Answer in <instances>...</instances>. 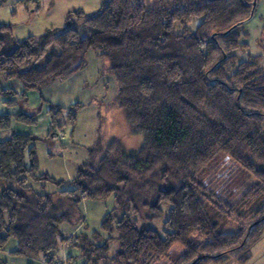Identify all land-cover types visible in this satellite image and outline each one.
<instances>
[{
	"label": "trees",
	"instance_id": "16d2710c",
	"mask_svg": "<svg viewBox=\"0 0 264 264\" xmlns=\"http://www.w3.org/2000/svg\"><path fill=\"white\" fill-rule=\"evenodd\" d=\"M70 13L74 17L83 14L84 25L67 14L62 30L48 29L39 37L30 35L14 41L11 50L5 49L4 36L11 35V26L0 24V78L16 79L21 86L16 90L3 87L0 82L2 103L8 108H19L14 113H0V130L15 123L35 124L40 107L24 110L28 93L36 91L40 94L43 88L37 82L50 71L57 76L70 75L76 68L84 67L85 56L77 53L96 46L100 48V56L110 60L108 70L121 82L122 103L132 108L130 113L125 112L126 119L140 121L137 128L147 131L146 143L130 151L117 148L116 156L105 151L96 163L85 161L77 167L78 175L69 182V188L58 189L59 193L69 195L57 197L54 192H39L28 182L31 176L32 182L50 181L57 188L65 184L64 180L45 172L36 174L39 164L34 142L45 137L12 132L0 140V246L15 237L20 246L12 250V255L26 256L25 248L32 252L39 249L45 255L46 264H51L53 253L48 249L56 245V236L64 242L73 239V235L66 236L62 232L61 225L74 227L83 221L80 204L84 198L115 193L120 210L113 208L100 221V227L109 232L113 221L121 230L122 243L113 260L131 257L144 245L166 246L167 237L180 236L189 226L199 224L200 231L206 236L205 243L196 247L189 239L183 240L182 264L222 261L227 254L222 251L225 248L228 252L244 251L238 261L245 263L250 258V248L264 234V206L244 232L242 229L219 232L208 214L207 204L219 215L232 216V207L210 195L201 182L206 168L216 161L212 159L216 152L226 149L239 160L243 166L239 172L253 181V189L264 194V73L255 60H241L235 53L248 45L237 32L240 25L228 26L230 19H235L236 10L229 0H152L151 3L102 0L101 9L90 15L82 11ZM193 13H203L195 29L189 28L185 19ZM177 19L183 25L179 31L174 27ZM136 20L140 21L139 25L133 23ZM96 24L100 27H88ZM122 25L125 26L122 32L105 31V28ZM210 26L219 30L209 31ZM73 35L78 39H70ZM52 40L61 47L48 48ZM201 43L207 48L200 50ZM63 45L76 51L69 53ZM46 49L47 54L40 60L43 61L41 67H36L35 61L27 60L28 57L39 58ZM213 53L219 55L205 73L203 65L210 62ZM72 60L74 63H68ZM173 75H179L180 79L170 80ZM140 86L155 88L150 103L145 104L136 95ZM42 100L40 95V102ZM47 110L53 113L51 127L54 123L57 129L61 128L64 122L55 119L61 106L49 103ZM69 115L75 118V110L71 109ZM130 130L136 134L131 127ZM116 141L112 138L109 148ZM149 146L166 153L179 149L171 153L170 159L181 170L189 164L193 169L200 168L199 174L189 171L180 177L177 172L174 180H144L142 174L155 163ZM25 149L31 157L28 162L24 161ZM168 171L165 165L160 175L165 176ZM133 172L141 178L136 179ZM113 176L118 182H113ZM120 182L129 186L122 187ZM41 184L43 188L45 183ZM164 199L171 201L164 223L172 221L175 224L174 229L165 230L167 237L148 225L162 210ZM185 204L193 213L187 220L178 215L179 208ZM133 211L141 213L139 218L144 223L137 226L138 218L130 214ZM257 223H261L258 224L260 229L252 231ZM92 232L97 238L95 243L87 232L75 236L81 241L78 247L87 257L82 264H88L89 259L92 264H100L109 249L111 236L101 240L99 229ZM0 264L7 263L0 260Z\"/></svg>",
	"mask_w": 264,
	"mask_h": 264
},
{
	"label": "clouds",
	"instance_id": "9594fccd",
	"mask_svg": "<svg viewBox=\"0 0 264 264\" xmlns=\"http://www.w3.org/2000/svg\"><path fill=\"white\" fill-rule=\"evenodd\" d=\"M152 0H145V3H151ZM102 0H0V20L12 21L16 25L14 34L24 36L29 31L36 33L38 37L43 31L44 27H59L62 25L65 15L68 14L69 18L77 19L82 25H84V17L81 14L79 17H74L69 12L70 9H83L84 13L93 12L101 9ZM229 4L236 10L235 19H230L229 27L234 24L240 25L241 28H246L250 33V36L245 37L244 33H241V38L250 40V47L247 50H239L240 55H246L247 51H251L253 54L261 53L264 57V47L257 46V41L260 40L264 43V0H229ZM37 5L40 7L37 8ZM247 5V8L244 6ZM13 9L15 14L13 15ZM193 13L188 17H185L190 28L195 29L196 24L200 20V16ZM133 23L139 25L140 21L136 20ZM88 27H100L99 24L88 25ZM124 25L120 28H105L106 32L116 34L124 31ZM174 27H183L180 25L179 19L175 21ZM209 31H218L216 27L210 26ZM72 40L78 39L75 35L70 37ZM55 45L57 48L61 45L52 40L48 44V48ZM67 48L69 53H73L76 50L63 45ZM207 48V45L201 43L199 45L200 50ZM47 54V49L42 53L39 58L28 57V61H35L39 63L44 59ZM83 54L86 59L84 67L76 68L71 71V74H63L57 76L55 72H48L47 75L42 77L37 83L44 89V95L54 105H60L61 110L55 119L63 121V126L56 129L60 132L61 136L56 140V147L54 151L56 156L52 159L47 157L44 146L39 147L41 166L37 169L36 174L44 168H49L55 176L63 178L65 182L73 181V178L78 175L76 169L78 166L84 165L85 161L89 163L99 162L100 157L105 151H109L110 155H118L117 148L124 151L131 149H139L142 143H146L145 136L148 134L146 130H140L137 125L140 124L139 120L131 119L125 120L124 114L126 111L129 113L132 108L127 103H122L123 97L120 93L121 82L117 80L116 75L108 70L110 60L107 56H100V48L93 46L92 48L81 49L77 55ZM218 53H213L210 62L203 65L202 70L207 73L215 63ZM261 64L264 65V58L261 59ZM68 63H74V60L68 61ZM230 70V69H229ZM179 75H173L170 80H179ZM155 94V88L140 86L136 92V95L142 99L145 104L150 103L151 98ZM40 103H43L42 101ZM3 105H0L2 107ZM35 107L36 104L31 105ZM47 104L44 105L45 110L40 114V128L37 132L38 135L47 138L46 130L49 123L53 120V113L47 110ZM74 109L76 112L75 118H70V110ZM52 127L56 126L53 123ZM135 130L136 134H129V128ZM75 128V134L72 137L65 136V133ZM112 137H116L117 141L112 148H109V144ZM60 139L67 140V144L64 148L60 147ZM92 149L93 151H89ZM151 151L155 156V163L151 166L150 170L143 173V179H153L157 182H164L168 180H174L177 178L176 173H179L180 177H184L189 171L200 172V168L193 169L189 164L182 170L173 159H170L172 152H178L179 149L170 150L168 153L151 148ZM63 152L64 155L60 156ZM218 158V160H217ZM31 159L27 149L24 152V161L28 162ZM217 160L219 167L224 171H231L233 173H239V170L243 167L239 160L235 159L230 150L220 149L216 152L212 158ZM167 165L169 168L168 174L161 176V170ZM127 170V169H124ZM155 174V175H154ZM136 179H140L135 172L132 173ZM2 179V177H0ZM113 182L116 181L115 177L112 178ZM33 183V187L40 189V183H45L49 191L54 192L57 197L61 195H69L68 193H59L57 187L50 181L32 182L31 176L29 181ZM122 187L127 188L129 185L126 182H120ZM79 194V193H75ZM115 193L100 196L96 198L85 197L81 207L88 212L89 220L87 222H80L77 226L71 227L67 224L61 225L66 234H73V239L64 242L56 236V245L50 249L49 252L53 253V259L51 264H82V261L87 259L84 253L81 252L78 245L80 240L75 239L76 235H80L87 232L89 238L95 243L96 237L93 235L92 229H99L101 236L99 239H108L111 236L110 248L105 254V259L100 260V264H182V253L185 249L183 240L191 238L193 242L204 241L206 239L205 234L200 231L199 224L189 226L187 230L180 236L167 237L166 229H174L175 224L172 221L164 223L165 216L169 214V207L171 201L164 199L161 201L162 210L156 213V219L152 221L160 229V234L167 237L166 246L161 248L150 247L144 245L140 252L127 257L120 261L113 260L116 249L121 246V230L119 225L113 221L112 231L101 228L99 225V219L105 211H110L115 208L119 211V205L115 199ZM149 211V209H144ZM133 216H136L137 226L144 223L139 217L141 213L131 212ZM178 215L185 220L193 215L192 211L185 204L179 208ZM87 223V227H86ZM16 238L14 237L9 241L7 245L0 246V260L4 257H8L10 264H24L27 256H31L36 264H46L45 255L37 249L35 252L29 251L25 248L26 256H10L9 249L12 247H19ZM31 246V242H29ZM222 251L228 252L229 249L225 248ZM256 257L260 256L259 247L254 249ZM71 252V256L69 253ZM88 264H92L89 259ZM231 264H236L235 255H232ZM260 264H264V258H261Z\"/></svg>",
	"mask_w": 264,
	"mask_h": 264
},
{
	"label": "rangeland",
	"instance_id": "374dc122",
	"mask_svg": "<svg viewBox=\"0 0 264 264\" xmlns=\"http://www.w3.org/2000/svg\"><path fill=\"white\" fill-rule=\"evenodd\" d=\"M142 1L145 2V0H142ZM39 7L40 6L37 5V8H39ZM70 11H82V12H84V10L82 8L81 9H70L69 12ZM96 11L87 12L84 14L90 15ZM12 14L13 15L15 14L14 9H13ZM66 16H67V14L65 15V18H66ZM65 18L63 20L62 25H60L59 27H55V28L44 27L43 31L40 33L39 36L44 34V32L48 29L62 30L65 27ZM0 24H7V25L11 26V35H4L6 38V47H5L6 50H11L13 48L14 41L23 40L30 35L37 37L36 33L33 31H29L27 33V35H24V36L14 34V29H15L16 25H14V23L12 21L0 20ZM188 27L190 28V26H188ZM179 30H180V27H177V31H179ZM237 32L239 34H241L243 32L244 35L250 36V33L248 32V30L246 28L239 27L237 29ZM243 40L245 42H247L248 45L246 48H244L242 50L249 49L250 40L249 39H243ZM257 46L264 47V43H261V41L258 40ZM235 53L238 54V56L241 60H247V61L255 60L258 63V67L264 73V65H262L260 62L261 59L264 57H262L261 53L253 54L251 51H247L246 55H240L238 50ZM42 63H43V61L42 62L40 61V63L36 62V63H34V65L36 67H41L43 65ZM0 79H1L0 82L3 85V87H8V86L9 87H14V86L16 87V85H13V84H15V83L20 84L19 81H17L16 79H7V78H0ZM2 99L3 98L0 97V105H3ZM3 106L1 108L5 107V106L4 107ZM27 111H29V110H27ZM124 118H125V120H127L125 117V114H124ZM39 122H38V126H40ZM21 124H23V123H15L10 128L0 130V140L9 137V135L12 132H17L19 126H22V128H24V129L29 128V126H30L27 124H24V125H21ZM129 134L133 135L131 133L130 128H129ZM65 135L68 137V135H69L68 132H66ZM51 138H50L51 141L55 144L54 148L52 145H50V144L45 145L44 143L39 144L37 147L38 158H39L38 164L40 166H41V161H40L39 147L41 145H43L45 152H47L48 149L54 150L56 147V140L58 137H51ZM66 141L67 140H65V139H60V147H61V144L63 142H66ZM131 150H134V149H131ZM128 151H130V150H128ZM50 158H52V157H50ZM217 160L215 162H213L209 167L206 168L203 175L201 176V182L205 186L206 190L208 192H210V195L216 196L223 204H226L227 206L232 207L233 215L232 216H228L225 214L219 215L218 213L215 212L214 209H212L213 207H211L210 205L207 204L208 214L211 217L212 221H214L217 224L219 232H238L241 229L244 232L248 228V223L253 221V219H255V217L258 216L257 212L261 208H263V206H264V194H262L259 189H253V187H252L253 181L248 179V177H246L245 173L240 171L237 174V173H233L231 171L221 170L219 167V164L217 163ZM44 169L46 171L50 172L51 174H54L49 168H44ZM42 191L50 192L47 189V187L44 188ZM105 212H109V211H105ZM115 215H117L116 212H115ZM84 216H85L86 221H88L89 215H88L87 211L84 212ZM166 218H167V215L165 216V220H166ZM99 221H100V219H99ZM258 224H261V223H257L255 226H253L252 231L257 232L260 229V225H258ZM148 225L150 227L156 229L160 233V229L157 228L155 223L150 221L148 223ZM94 229H96V228H94ZM10 240H12V238H10L9 241ZM9 241L7 242V244L9 243ZM189 242H191L192 245L198 247L199 245L201 246L203 243H205V240L193 242L192 239L189 238ZM258 247H259V251H260V256L256 257V259H253V257L256 256V252L254 251V249H257ZM109 248H110V243H109ZM250 249H251L250 250V258L245 263H241L238 261L239 255L243 254L244 251H241V252L230 251V252H227L226 257H224V259L222 261L220 260L219 262H209L208 264H231L232 255H235L236 264H260L261 258H264V234L261 236V238L255 244H253V246ZM184 252H185V249L182 253V256H183ZM69 255H71V252L69 253ZM10 256H14V255L10 254ZM4 259H6L7 264H10L8 257H4ZM24 264H36V262L32 257H27L25 259Z\"/></svg>",
	"mask_w": 264,
	"mask_h": 264
},
{
	"label": "crops",
	"instance_id": "0c3cea01",
	"mask_svg": "<svg viewBox=\"0 0 264 264\" xmlns=\"http://www.w3.org/2000/svg\"><path fill=\"white\" fill-rule=\"evenodd\" d=\"M13 85H16V87L14 86V88H15L16 90H20V89H21L20 84L15 83V84H13ZM40 95H41V97H42V99H43V100H42L43 103H40ZM27 99H28L27 107H25L24 110H27V109L30 110L31 108H37V107H40V112L36 115V123H35V124H31V125L29 126V128H25V129L22 128V126H19L17 132H21V133H31V134H34V135H37V136H41V135H38V134H37V132L39 131V128H40V126H38V122L40 121V114H41V112H43V111L45 110L44 105L47 104V106H48V104L51 103V102H50V101L48 100V98L44 95V89L41 90L40 94H39L38 92H36V91H31V92H29L28 95H27ZM33 103L36 104L35 107H32V106H31ZM51 104H52V103H51ZM3 105H4V104H3ZM4 106H5V105H4ZM4 106H3V107H4ZM20 109H21V108H20ZM17 110H19L18 107H14V108H8L7 106H5L4 108H1V107H0V113L6 112V111H9V112H11V113H14V112H16ZM21 125H24V124H21ZM56 129H57V128L52 129V127H51V123H49V126H48V128H47V130H46L47 138L34 142V146H35V149H36V152H37V159H38V162H39L38 151H37V147H38V145H39V144H42V143H44L45 145L50 144V145H52L53 148H54L55 144L51 141V139H52L51 137H58V138H59V137L61 136V134H59L60 132L57 131ZM49 134H50V135H49ZM68 134H69V135H68L69 138L72 137V136L75 134V128L69 130V131H68ZM65 136H66V135H65ZM41 137H44V136H41ZM50 138H51V139H50ZM112 138L117 139V138H115V137H112ZM61 142H62V141H61ZM66 144H67V141H66V142H63V143L61 144V148H64V147L66 146ZM46 154H47V157H48L49 159H52V158H54V157L56 156V152H55L54 150H51V149H48V151L46 152ZM63 155H64V153L61 152V153H60V156H63ZM50 157H52V158H50ZM39 168H40V165H39ZM39 172H45V173L49 174L50 176L54 177L55 179H62V180H63L62 177H61V178H58V177L55 176L54 174H51L50 172L46 171L45 169H43V170H41V171H39ZM41 187H42V184L40 183V189H39V190L36 189L35 187H34V188H35L36 190H38L39 192H42V190H43L44 188H46L47 185L45 184L43 188H41ZM64 188H69V182H65V184H64L61 188H57V189H64ZM50 192H52V191H50ZM82 202H83V201H82ZM82 202H81V204H82ZM81 204H80V210L82 211L83 216H84L85 209H84L83 207H81ZM105 213H107V212H105ZM105 213H104V214H105ZM104 214H103V215H104ZM103 215L101 216L100 221H101ZM100 221H99V225H100ZM81 222H87L86 219H85V216H84L83 221H81ZM79 223H80V222H79ZM79 223H78V224H79ZM78 224H77V225H78ZM77 225H76V226H77ZM87 226H88V225H87V223H86V227H87ZM71 227H73V226H71ZM74 227H75V226H74ZM61 229H62V232H63L66 236L73 235V234H71V233L66 234V233H65V230H63L62 227H61ZM93 230H98V229H97V228H96V229L93 228L92 231H93ZM14 248H15V247H12V248L9 250V253H10V254H11V252H12V250H13ZM70 256H71V255H70ZM3 260L6 261V259H4V258H3ZM1 261H2V260H1ZM6 263H7V261H6Z\"/></svg>",
	"mask_w": 264,
	"mask_h": 264
},
{
	"label": "water",
	"instance_id": "95a60500",
	"mask_svg": "<svg viewBox=\"0 0 264 264\" xmlns=\"http://www.w3.org/2000/svg\"><path fill=\"white\" fill-rule=\"evenodd\" d=\"M212 36H213V34H212Z\"/></svg>",
	"mask_w": 264,
	"mask_h": 264
}]
</instances>
